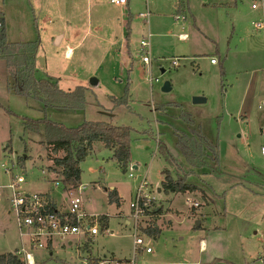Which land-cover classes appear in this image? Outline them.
<instances>
[{
	"label": "rangeland",
	"instance_id": "rangeland-1",
	"mask_svg": "<svg viewBox=\"0 0 264 264\" xmlns=\"http://www.w3.org/2000/svg\"><path fill=\"white\" fill-rule=\"evenodd\" d=\"M252 3L184 0L182 12L178 0H127L123 5L0 0L7 40L40 42L36 76L64 90L84 86L86 98L83 108L66 109L13 93L7 63L0 57V186L20 176V190L49 192L68 208L69 190L55 184L59 176L48 170L47 145L25 130L26 121L48 118L77 127L104 120L132 128L126 171L100 141L80 162L81 190L75 193L83 197L86 213L110 216L107 229L91 240L85 234L73 236L71 245L57 241L52 251L32 250L20 234L10 190L2 187L0 253L32 251L34 264H93L95 259L112 264L133 256V234L138 233L152 248L137 253L139 264H257L264 235V106L259 108L264 101V30L253 22L264 17V2L257 9ZM146 11L148 21L140 15ZM148 31L150 64L143 62L140 47ZM63 32L71 41L58 42ZM67 42L73 47L70 57H65ZM166 81L168 91L162 89ZM194 96L206 101L194 103ZM178 130L202 132L217 144L219 158L208 156L205 167L189 174L197 190L166 193L160 190L166 170L174 178L190 170L177 145ZM160 145L168 149L169 159ZM113 188L120 205L109 202ZM139 189L155 197L149 210L161 209L158 237L143 231L153 213L143 212L137 220L132 214ZM187 197L199 205L192 207Z\"/></svg>",
	"mask_w": 264,
	"mask_h": 264
},
{
	"label": "trees",
	"instance_id": "trees-1",
	"mask_svg": "<svg viewBox=\"0 0 264 264\" xmlns=\"http://www.w3.org/2000/svg\"><path fill=\"white\" fill-rule=\"evenodd\" d=\"M178 10L184 5V0H178ZM39 40L14 41L10 42L6 36L5 18L0 12V57L5 59L8 69V88L13 93L24 96H34L44 101L45 106H56L66 109L83 108L85 104V87L79 86L74 90H64L60 88L56 81L49 78L37 77L36 56L39 49ZM127 97V96H126ZM119 99L121 102L126 100ZM183 118L190 123L191 117L186 114ZM24 128L30 135H38L41 142L47 145V158L52 163L48 165V170L59 176L64 188L78 187L80 185L81 168L80 162L90 153L92 145L96 141L102 142L106 147L113 150V157L126 171L130 165V144L131 127L113 124L104 120L86 121L77 127H66L61 123L48 118H41L24 122ZM177 145L179 146L190 170L179 178H174L169 170L165 171L160 190L169 193L192 192L199 187L187 180L189 174L196 173L194 170L207 165V157L217 160L219 158L217 144L212 143L202 132L196 133L178 130ZM161 152L169 159V151L164 145H160ZM64 155H57L59 152ZM19 161L24 163L22 157ZM44 196L49 200L46 208L52 212L58 208L49 199L48 193ZM109 202H116L120 205V197L115 188L108 192ZM155 199L151 200V203ZM160 208L151 211L146 209V213L151 215L143 231L153 237H158L161 232V225H158ZM65 218L67 213L56 211ZM71 224H76L74 217L67 219ZM100 230H105L109 226L110 216L99 215ZM91 240V237L88 238ZM49 249L52 245L49 244ZM17 251L0 253V264H26ZM128 258L117 261H125ZM102 260L95 259L93 264H98Z\"/></svg>",
	"mask_w": 264,
	"mask_h": 264
},
{
	"label": "built area",
	"instance_id": "built-area-1",
	"mask_svg": "<svg viewBox=\"0 0 264 264\" xmlns=\"http://www.w3.org/2000/svg\"><path fill=\"white\" fill-rule=\"evenodd\" d=\"M111 2L117 5H123L127 0H110ZM258 0H253L252 8L257 9L262 5L264 0H261V3L257 2ZM147 21L150 16V12L140 13ZM177 19L183 18L185 16H177ZM256 29L264 30V17L253 22ZM151 32L148 31L147 36L143 37L140 41L141 47V57L144 63L150 64L151 61ZM211 62H215V59L212 58ZM157 80V79H156ZM264 106V101L259 104V108ZM261 153L264 155V146L261 147ZM24 182V178L16 176L13 180L8 183L6 187L10 190V201L12 209L15 211L20 227V234L22 237H27L28 246L30 249L35 250L37 248H48L49 244L54 245L57 241L68 242L72 240L73 236L80 234H85L87 237H95L100 233L99 227V215L88 214L84 211L83 206V197L80 194L75 193V189L78 188L80 191V185L76 188L67 187L69 190V200L68 208L62 210L57 208L54 212L48 210L46 205L49 200L44 196L43 193L37 192H24L19 189L20 184ZM145 182L142 181L140 187ZM55 184L58 186L62 185L59 179L55 180ZM154 196L144 194L141 189L136 196V200L131 203L132 214L137 220L141 218V215H146V209H149V203L154 199ZM186 202L189 203L192 207L199 205L197 201L192 200L190 197L186 198ZM56 211L60 213H67L64 217H61ZM74 217L77 221L76 224H71L67 221L69 216ZM135 227H138V222L135 224ZM20 251V250H19ZM133 256L125 261H115L112 264H139L136 259L138 252L144 251L150 253L152 251L151 246L146 244L145 239L142 235L138 233L133 234ZM23 253L22 251H20ZM18 252V253H20ZM23 260L27 264H34L35 258L32 251H25L23 253ZM257 264H264V235L261 239V249L256 257ZM98 264H106L104 261L99 262Z\"/></svg>",
	"mask_w": 264,
	"mask_h": 264
},
{
	"label": "crops",
	"instance_id": "crops-1",
	"mask_svg": "<svg viewBox=\"0 0 264 264\" xmlns=\"http://www.w3.org/2000/svg\"><path fill=\"white\" fill-rule=\"evenodd\" d=\"M176 6H178L177 5V2H176ZM178 8V7H177ZM187 8L184 6V8H181L180 9V11H182V12H185V10H186ZM150 12V11H149ZM185 18H186V16H185ZM152 34V33H151ZM182 35V37L183 38H185V33L184 34H181ZM152 37V36H151ZM71 35H69V33L67 34L66 32H63V33H59L58 34V42H60V41H62L63 39H66L67 41H71ZM10 41V40H9ZM27 41H31V40H27ZM10 42H14V41H10ZM68 44H67V48H66V50H65V57H70V55L71 54H73V47H72V45H70V43L71 42H67ZM37 57V56H36ZM7 65V64H6ZM8 67V66H7ZM9 70V69H8ZM9 75V74H8ZM263 131H264V128H263ZM40 193H43V194H46V193H48V197H49V199L50 200H52L55 204H56V206H58V208H60V209H62V210H65V208H63V206H61V205H59V204H57L56 203V201L51 197V195L49 194V192H40ZM110 223V222H109ZM127 223H128V220H127ZM68 244H72L73 243V239L72 240H70V241H68L67 242ZM47 250L49 249V248H46ZM54 249V245H52V249H49V251H52Z\"/></svg>",
	"mask_w": 264,
	"mask_h": 264
},
{
	"label": "water",
	"instance_id": "water-1",
	"mask_svg": "<svg viewBox=\"0 0 264 264\" xmlns=\"http://www.w3.org/2000/svg\"><path fill=\"white\" fill-rule=\"evenodd\" d=\"M164 70H165L164 68H161V71H164ZM91 83H92V84L97 83V79H96V78H92V79H91ZM170 88H171L170 83H169L168 81H166V82L164 83L162 89H163L164 91H168V90H170ZM205 101H206V98H205L204 96H194V97H193V102H194V103L205 102ZM133 167L136 168L137 166L134 165ZM196 224L199 225L200 222L197 221Z\"/></svg>",
	"mask_w": 264,
	"mask_h": 264
}]
</instances>
